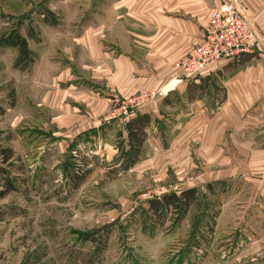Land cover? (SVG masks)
<instances>
[{
  "label": "rangeland",
  "instance_id": "1",
  "mask_svg": "<svg viewBox=\"0 0 264 264\" xmlns=\"http://www.w3.org/2000/svg\"><path fill=\"white\" fill-rule=\"evenodd\" d=\"M113 2L0 0V149L14 153L0 168L17 187L0 199V264H264L263 135L224 106L258 55L169 89L142 48L137 68L120 61ZM18 36L27 58L5 43ZM143 115L147 140L125 170L127 126ZM192 189L183 214L150 211Z\"/></svg>",
  "mask_w": 264,
  "mask_h": 264
},
{
  "label": "crops",
  "instance_id": "2",
  "mask_svg": "<svg viewBox=\"0 0 264 264\" xmlns=\"http://www.w3.org/2000/svg\"><path fill=\"white\" fill-rule=\"evenodd\" d=\"M226 1L114 0L112 21L115 45L120 48L124 46L121 50L124 55L120 61L124 62L127 68H137L139 60L130 53L134 52L133 48L140 47L148 53V64L144 65L161 71V74L157 73V83L165 85L171 82L174 86L186 84L187 82L180 80L177 64L189 50L201 42L212 13ZM235 1L241 5L243 16L250 21L256 34L264 37V0ZM117 42L121 45H117ZM257 57L258 59L245 63V66L238 69L233 78L227 81V100L224 106L226 109H236L243 117L252 116L253 132L263 135V144L257 146V141L253 142V164L264 166V54ZM245 59L237 63L219 62L205 70V75L222 71L231 64H243ZM151 60L155 64H152ZM246 124L248 123L244 122V125ZM260 169L261 167L258 170ZM261 173L263 171L259 172V177Z\"/></svg>",
  "mask_w": 264,
  "mask_h": 264
},
{
  "label": "built area",
  "instance_id": "3",
  "mask_svg": "<svg viewBox=\"0 0 264 264\" xmlns=\"http://www.w3.org/2000/svg\"><path fill=\"white\" fill-rule=\"evenodd\" d=\"M263 48V39L243 16L241 5L227 0L214 10L201 42L177 64V71L181 81L189 82L219 62L237 63L247 56L260 55ZM156 96L155 92H144L138 100L148 101Z\"/></svg>",
  "mask_w": 264,
  "mask_h": 264
},
{
  "label": "trees",
  "instance_id": "4",
  "mask_svg": "<svg viewBox=\"0 0 264 264\" xmlns=\"http://www.w3.org/2000/svg\"><path fill=\"white\" fill-rule=\"evenodd\" d=\"M5 43L7 46H12L19 48L22 54V58H27L30 56V51L28 49L27 41L21 37H15L11 40L6 39ZM247 56L245 61L249 59ZM244 63V61H243ZM240 64H231L232 66H238ZM151 125V117L149 115H143L135 118L127 126L128 133V143L130 150L122 155L121 166L126 170L135 166L138 162L141 150L147 140V129ZM14 159V153L10 149H0V163L2 166L10 165ZM17 190L14 180L11 178L10 173L4 169L0 168V199L5 198L10 193ZM198 191L196 189L184 191L181 195L169 194L161 198L154 199L148 202L150 211L155 216L167 215V211L170 209L177 210L180 213H184L188 210L191 204H194L198 200ZM84 240L95 242V240L90 235H84Z\"/></svg>",
  "mask_w": 264,
  "mask_h": 264
},
{
  "label": "bare ground",
  "instance_id": "5",
  "mask_svg": "<svg viewBox=\"0 0 264 264\" xmlns=\"http://www.w3.org/2000/svg\"><path fill=\"white\" fill-rule=\"evenodd\" d=\"M172 87H174V85H171V86H169L168 88L170 89V88H172ZM168 88H167V90H168ZM170 91V90H169ZM172 91V90H171Z\"/></svg>",
  "mask_w": 264,
  "mask_h": 264
}]
</instances>
